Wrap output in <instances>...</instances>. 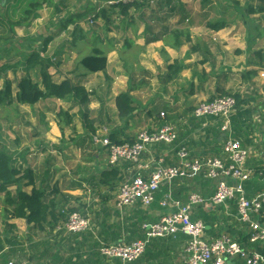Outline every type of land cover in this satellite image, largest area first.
I'll use <instances>...</instances> for the list:
<instances>
[{
	"label": "crops",
	"instance_id": "0c3cea01",
	"mask_svg": "<svg viewBox=\"0 0 264 264\" xmlns=\"http://www.w3.org/2000/svg\"><path fill=\"white\" fill-rule=\"evenodd\" d=\"M107 1L109 0H94L96 3L94 7L105 9V7H101ZM158 2L159 0H157V4ZM211 2V13L218 12L219 15L229 20L238 19L239 24L249 22L246 20L251 19L250 25L248 26H228L219 31L211 29V51L209 48H205L204 44H202V47L200 42L199 44H194L197 39L195 38L194 30H190L191 27H188L191 26L190 22L188 25L185 22L181 23L182 17L177 21V17L174 16L176 10L173 11L172 9L174 7L177 9L180 4L176 0H172L171 3L170 0L160 1L164 9L171 8V14L162 12L164 17H161L162 15L160 17L162 19L175 20L173 24L163 23V28H161L163 30L160 29V34L147 28L144 21H141L135 15L133 16L130 12L128 17H122L117 13L118 17H115V21L122 22L125 25L119 29L121 34L119 36H122V42H119L117 46L113 45L109 49L108 56L117 66L123 67L125 66L123 52L125 51L124 49L127 43V50L134 46V51L141 50L138 58L135 60L131 58L130 62L127 60L131 67L132 65L135 67H144L141 71L143 72L140 76L141 79L137 80L133 76L134 74H126L127 77H124L123 81L113 82V85L109 89V94L106 97L105 95L100 96V101H93V104H97V106L89 103V105L81 107L76 103L71 104L72 102H62L53 99L41 102L42 105H44L43 103L45 105L51 103L55 107V109L49 111L47 109L44 112L43 109L41 110L42 120H49L48 125L45 123L40 124L39 122L38 128L36 124H28V126H34L37 131L33 134V147L37 148V150L42 149L41 152L43 155L46 153L50 155H46L45 157L41 155L44 162L40 166L34 167V163L31 164L30 162L35 158H32L31 155L37 157L39 154L31 152L32 146H26L23 149L20 140L17 142L16 152L10 153L16 158L19 165L33 172L34 183L28 186L27 180H25L22 183L23 192L31 193L34 188L38 191L43 190L45 192V202H53L57 206L58 211L60 210L61 215H65L63 211H69L71 209H74V212H79L83 217L88 218L93 223L92 228H95L94 234L97 241L99 243L105 241L109 245L121 243L133 244L145 240L146 234L143 229L145 224L158 223L163 216L169 212L176 211L177 207L174 205V202L186 204L193 193L206 198L212 197L217 191V183L204 178L202 175H196L164 184L157 193L155 202L150 207L145 208L141 204H138L133 207L120 209L117 205L120 188L127 178L129 176L133 177L137 171L132 169L131 165L125 163L117 167H110L107 163V152L91 142L93 135L91 132L84 133L82 130L80 131V127L78 128L79 132L77 131V135H74L71 140H68L69 142L62 140L59 142L58 139L62 133L59 122H57V119L56 121H52L50 118H45L46 116H52L53 113L57 115L61 106L64 109V103L70 104L73 105V109L64 110L69 111L71 115H78L81 111L88 114L89 117L92 115L93 120H87V122L89 121V126L93 124L97 128L98 125L110 120V130L107 128L109 133L113 132L120 140L134 142L139 132L144 130H137L136 119L138 112L130 120L128 127L124 126L122 121L117 117L115 105H112L114 104V98L120 93L126 92V89L130 86L131 77L134 86L137 83H150V78L159 74L158 68L163 63L165 65L163 69H166L163 70L160 67L161 73L156 79L158 83V80H162L166 76L168 66L176 61H179L184 66V69L178 77L169 82L166 93L158 92L155 99L149 98L148 104L152 108L148 112H153L156 107L153 101L158 103L162 99L172 100V102H181L183 100L186 102V109H188L183 114L186 115L187 120L185 119V123L181 124L180 127L175 126L178 132V141L176 144L172 146H154L150 153L146 152L143 154L142 161L146 163L151 155L155 157L162 156L166 160V166L177 165L178 158L176 154L177 150L181 147H187L192 158H219L227 161L224 151L227 143L230 141H238L244 149L249 151L250 155L247 162L249 169L255 170L264 166V4L260 0H220V2L218 0H211ZM1 3L4 7L3 9H5V14H0V30L2 29V33L5 32L4 36L14 35L20 39L19 42L27 46L28 52L31 48L34 49V46H30L34 44L33 38H31V27L27 26L28 29L25 28L26 31L23 33V36H21V26H15L14 31H11L12 24L22 18L23 3H20L22 6L19 5L17 0H1ZM115 6L109 10L111 12L119 11ZM146 6H148L147 3ZM11 10H14V13L21 12L17 20L9 17ZM46 10H48L47 7ZM184 15L188 16L190 13L187 11ZM3 17H6V26L2 28ZM40 18L39 15L38 19ZM255 18L258 19L256 25H254L253 21ZM111 29L118 28L112 26ZM111 32L116 37L119 34L116 31ZM188 34L191 37L190 42L187 41ZM176 36H178L180 44H182L179 48H175ZM8 41L11 42V40ZM187 44L193 46L188 48ZM49 45L48 47H51ZM12 47H14L13 44L8 51L14 50ZM43 47L38 48L37 46L36 48L43 49ZM48 47L45 52L41 51L39 54V57L43 60H47L45 55L49 53ZM157 47L160 48V62L157 63V69L154 70L148 67L150 60H147L146 54L151 52L150 49ZM201 48H203L205 56L208 55L209 60L206 63L201 60L203 62L199 64L197 61L194 62V59L195 55L197 56L199 54ZM8 51L5 55L0 54L1 62L5 61L6 58L11 59L12 54ZM210 52L211 59L209 57ZM155 54V57H157L159 53ZM21 55L28 57L26 53H21ZM27 62H24V65H22L21 60L18 64L11 65L6 60L4 63L11 67L8 72V78L13 82L19 81L26 74ZM51 65L49 71L55 83L72 79L65 78L66 74L63 72L62 65L56 64L55 67H53L52 63ZM201 65L207 66L208 69L200 70ZM80 68L82 70L81 72L85 71L82 67ZM156 71L158 72L156 73ZM20 73H22L20 77L17 76V79L14 80L11 79V75H20ZM232 74H241L244 79L249 81L250 88L247 90L245 88L240 94V99H249V102L241 104V100L239 99L237 111L231 118L230 129L223 131L224 121L222 119L214 117L198 119L193 116V110L200 102L207 101L200 98L204 91H209V96L211 93L210 100L215 99L213 93L218 90L221 91L223 86L221 84L227 82L229 76H232ZM30 75L36 82H40L41 77L38 68L31 71ZM189 75H191L190 78L188 77ZM178 82L182 84L188 83L192 91L187 93L185 89H182V84H179L177 90L170 92L171 86L178 84ZM209 85H211V89ZM14 87H16V83ZM193 87H195V92H193ZM87 89L89 91L88 87ZM178 93H184L185 95L182 94L181 97H177ZM236 94L238 95L239 93ZM222 96L228 95L223 93ZM91 97L94 99L95 96L92 94ZM39 104L35 105V108L32 110L36 115L39 113L36 110V107H40L38 106ZM167 104L165 106L168 108ZM56 105H58L57 109ZM25 107L29 109L33 108L29 106ZM162 113L167 114L165 111ZM93 114H95L94 117ZM96 116H98V120L99 117L102 118L101 123L97 121L98 125L95 122ZM77 117L79 118V116ZM117 120L119 121L117 122ZM180 121H182V118ZM174 122L176 125L177 122ZM168 124L174 125L168 120L163 121L159 127ZM46 126L51 127V133L53 134L49 138L41 131V127L46 128ZM83 127L85 128L86 126L83 125ZM149 127L151 128L150 130L159 128L158 125L154 124ZM101 128L96 129V132L100 131ZM147 129L149 128L145 130ZM53 141H58V143ZM48 144L53 147L51 151L47 148ZM113 168L118 170V174L111 182L109 181L108 185L109 179L104 183L102 181V174L106 170ZM152 171L153 169L150 170V172ZM244 187L246 196L249 199H254L264 193V181L258 178H253ZM13 190L15 194L17 188ZM169 194L174 202L164 207L162 202ZM6 208L5 204H0V222H4L6 228L5 237H0L1 242L4 243V251L0 254V264H8L11 261L28 264H83L91 260L94 255L96 259H99L94 264H120V260L118 259L104 257L100 253L99 248L95 246L96 241L94 238L87 235L88 232L83 234L69 233L65 229L66 216L55 229H40L34 224L28 225L25 219L13 218L10 214L6 213ZM192 219L203 221L205 225L204 240L207 242H213L221 237H227L241 245L247 252L257 251L263 254L261 251L264 249V243L253 244L249 241V226L238 220L237 203L235 201L218 206L207 205L206 207H196L193 211ZM255 219L264 226V209L261 215L258 214L255 216ZM50 221L52 219L48 218L45 222ZM17 226L19 227V232L13 235L14 229L17 230ZM187 241L188 238L184 235H179L176 238L152 239L147 245L144 256L137 262L131 264H184V251ZM229 264L245 263L239 258H233L229 260Z\"/></svg>",
	"mask_w": 264,
	"mask_h": 264
},
{
	"label": "rangeland",
	"instance_id": "374dc122",
	"mask_svg": "<svg viewBox=\"0 0 264 264\" xmlns=\"http://www.w3.org/2000/svg\"><path fill=\"white\" fill-rule=\"evenodd\" d=\"M152 1H154L153 4L151 3ZM160 1L161 0H159L157 4V0H143V3L146 2L148 6L144 7L141 10L139 8H136L130 11V13L133 14V16L135 15L139 17L141 21H144L145 26L147 28H150L152 31L156 32L157 34H160L161 32L160 29L163 28V23L173 24V22L175 21L173 19L167 20V19L161 18V17H164V15H162V12L171 14V8L168 7L164 9V7L161 6ZM179 2L182 6H185V10L190 13V15L192 16V19L194 20V25L188 26V27H191L190 30H194L195 38L197 39V41L194 44L196 45V44H199L200 42L201 46L202 44H204L205 48H209L210 51H211V29L206 28V22L208 20L214 23L218 22V24H223L224 22H226L224 23L225 27H228V26L233 27L235 25L237 26L250 25L251 19L246 20L249 22H243L242 24H239L238 19L229 20L228 18H225L222 15H219L218 12L211 13V4L205 5L204 0H180ZM218 2H220V0H218ZM143 3H140V4H143ZM71 4L72 5H71L70 11L67 14H64L61 16L54 14L52 8L47 7L48 10H46V7H45L39 11V15L41 17L40 19H37L34 22L29 23V25H23L20 28L22 32L21 36H23L24 35L23 33L26 31V29H28V27H31L30 28L31 38H33L34 44L33 45L31 44L30 46L31 47L34 46L35 48L34 49L31 48L29 52H28L27 46L19 42L20 39H18L14 35L12 36L10 35L7 37L4 36L5 32L2 33V29H1L0 30V54L2 53L5 55L6 52L11 49L12 44L14 46L12 47V49L14 50L8 51L10 54H12L11 59L9 60L6 58L5 61L3 62L0 61V65L5 64L4 62H6V60L9 61L11 65L18 64V62L22 60L21 64L24 65V62L29 61V58L32 54L34 53L36 55L40 54L42 49H37L36 47L38 46V48H42L44 46L45 40H48L49 38H51L49 42L50 43L49 46L51 47H48L49 53L46 54L45 57L47 58V60H50V62L53 64V67H55L56 64L62 65L63 72L66 74L65 78H72L71 81L73 84L81 85L85 87L86 89L88 87L89 88L88 92L92 93L95 96L94 99L93 97L90 98L91 100L90 103L92 104H93V101H97V100L100 101L101 100L99 99L100 96L105 95L106 97V95L109 94V89L113 85V82L123 81L124 77H127L126 74L128 73L134 74L133 76L137 80H140L141 79L140 76L143 73L141 71L143 70L144 67H141V66L135 67L134 65H132L131 67L128 64V61L130 62L131 58H134V60L138 58L141 50L134 51L133 50V48L135 47L134 46L133 48H131L132 50L129 49L127 51H124L123 56L125 59V62H124L125 66L123 67L117 66L113 61H111V59L108 56L109 49H111L113 45L117 46L119 42H122V39H121L122 36H119L121 35L119 29L124 27L125 25H123L122 22L115 21V17H118V14L120 15V12L119 11L111 12L109 10L111 9V6H108L107 4H103L101 8L105 7V9L109 12L108 15L110 17L111 24L105 23L103 19L93 20V19L87 18L83 22H78L77 29L75 26H70L65 29L67 21L66 22L64 21L70 17L71 13L80 14V13L86 12L88 7L91 8L92 6L96 5L94 0H71ZM3 8L4 7L2 6V3H0V14L1 15L5 14V11H4L5 9ZM20 14L21 12L14 13V10H11L9 12V17L15 18V20H17ZM206 14H208L209 17L207 19H204V15ZM174 16L177 17V21H178L182 16H184V14L182 13L181 10L176 9V13ZM2 20H3L2 21V28H3L6 26V17H3ZM90 20H93V22L91 23ZM257 20L258 19L256 18L253 20L254 25L258 23L256 22ZM20 21H21V18L16 23ZM185 24L188 25L189 21H186ZM112 26L118 29H111ZM172 26H175V25H172ZM111 31L118 32L119 33L118 36L116 37L115 34L112 33ZM3 39H6V40H3ZM8 40H11L12 43L9 42ZM187 46L188 48H191L193 45L187 44ZM97 47L104 50L107 56V59H108L107 72L106 74H102V73L91 74V73H88L87 71H83L85 73L84 74L83 72H81L82 70L80 68L81 61L83 60L84 57L91 55L94 48H97ZM150 51H151L150 53L148 52L146 54L147 60H150L149 61L150 65L148 67H151V69L156 70L158 66L157 63L160 62L159 61L160 54H161L159 52L160 48L157 47L155 49H150ZM199 51H200L199 54L197 56L195 55L194 62L197 61L200 64V62L202 63L204 61V63H206L209 60L208 55L205 56V54L203 53L204 51L203 48H201ZM21 53H26L28 57L21 55ZM155 53H159L157 57H155L156 55ZM209 57L211 59V52H210ZM160 67L163 69L165 65H163L162 63V66L161 65L159 66L158 68L159 74L161 73ZM78 69L79 71L76 72V70ZM165 69L166 68H164L163 70ZM199 69L207 70L208 67L201 65ZM73 71L76 73H74ZM157 72L158 71H156V73ZM159 74L155 75L153 78H150V81H151L150 83H137L136 84L137 91H135L133 94L137 102H139L140 104L138 114H137V119H136L137 126H138L137 130L139 129L145 130L146 128H149L147 130H150L151 128L149 126H151L152 124L158 125L159 127L163 121H168V120L174 125H175L174 121H176L177 123L175 126L180 127L181 124L185 123V119L187 120L186 115H183V114L188 109H186V102L183 100L181 102H172V100L162 99L158 103L153 101L156 107L153 112H150V113L148 112L152 108L151 105L148 104L149 98L155 99L158 95V92L166 93L168 90L167 88L169 85H165L164 83H162L161 80H158V83H157L156 79L158 78ZM21 75L22 73H20V75H11V79L13 80L17 79V76L20 77ZM68 75H71V76H68ZM190 76L191 75H189L188 77L190 78ZM179 84H182V83L178 82V84L172 85L170 92L177 90L179 87ZM221 85H223L222 90L221 91L218 90L215 93H213L214 98L220 95L222 96L223 93H226L227 95H232L234 97L237 96L236 93H239L238 95L241 96L240 94L242 90H244L245 88L246 90L250 88L249 81L244 79L241 76V74H238V75L232 74V76H229L228 81L222 83ZM182 86H183L182 89H185L187 93L192 91L188 83H184L182 84ZM2 87H3V84H0V88ZM209 88L211 89V85H209ZM128 89H129V86L126 89V91ZM16 92H17V89H14V94H16ZM193 92H195V87H193ZM208 92L209 91L207 90L204 91L203 94L200 96V98L202 100L204 99V100L210 101L211 98L209 97L211 96V93L209 96ZM246 93H250V92H246ZM182 94L178 93L177 97H181ZM240 100H241V104H243L244 102H249L248 101L249 99L244 100L241 98ZM41 102H44V101H41ZM41 102L40 104L38 103L39 104L38 106L40 107L38 108L36 107V110L39 111L37 115L36 113L32 112V110L35 107L29 109L28 107L21 106L20 111H19V108L15 110V109H4L0 107V145H4L5 148L9 151V153L16 152L15 148L17 147L18 140L21 141L23 149L26 148V146H32V147L34 146L32 139L34 137L33 134H35V132L37 131L35 130L34 126L30 127L28 126V124L29 125L36 124L37 128L39 126V122L40 124L45 123L46 125H48L49 120L48 121H45V119L44 121L42 120L41 110L43 109V112L46 109L49 111V110L55 109V107L51 103H48L46 105L45 103H43L44 105H42ZM71 104H73V102ZM166 104L168 108L165 106ZM109 105H111V103H109ZM112 105H115V104H112ZM93 106H97V104H93ZM57 108H58V105H56V109ZM63 108L67 110H71L73 109V105H70V104L68 105L64 103ZM163 111H165L167 114L162 113ZM77 116H79V118ZM94 116L95 114H93V117ZM45 118H50L52 121H56L57 119V122H59L57 115H55L54 113L52 116H48V117L46 116ZM88 118L91 121L93 120L92 115L90 117L88 115ZM181 118H182V121H180ZM95 119H96L95 120L96 124H97V121L101 123V121L98 120V116H96ZM118 121L119 120H117V122ZM88 123L89 121L88 122L86 121L84 124L82 115L80 113L78 115L76 114L74 117V123L71 127L65 126L64 131H61L60 129L62 133H61V137L58 139L59 142L61 140L65 142H69L68 140H71L74 135H77V133L79 132L78 130L79 127H80L79 128L80 131L82 130L84 133L90 132L88 128L86 129L83 127V125L86 126V124ZM110 125H111V121L103 122L101 125H98L96 129H98L99 127H102L100 130H102L103 128H108L110 130ZM41 131L44 132V134L48 138L51 137V135H53L51 133V127L49 128V126L48 127L46 126V128L41 127ZM53 142L58 143V141H53ZM47 148L51 151L53 147H51L48 144ZM41 150L42 149L37 150V148L33 147L31 149V152L34 154H39L41 156L43 155ZM39 155L37 157H35L34 155H31L32 158H35L34 160L30 162L31 164L34 163L33 164L34 167H38L42 164V162H44L42 159V156L40 157ZM46 155H50V154L46 153L43 155V157H45ZM102 158H104V156H102ZM2 198L3 196L0 195V204H4L2 202ZM91 224L93 226L92 222ZM18 232H19V227L17 226V230L14 229L13 235H16ZM5 235H6L5 223L0 222V237L4 238Z\"/></svg>",
	"mask_w": 264,
	"mask_h": 264
},
{
	"label": "built area",
	"instance_id": "2783aa9c",
	"mask_svg": "<svg viewBox=\"0 0 264 264\" xmlns=\"http://www.w3.org/2000/svg\"><path fill=\"white\" fill-rule=\"evenodd\" d=\"M142 1L109 0L106 4L108 6L129 5L142 3ZM151 3L153 4L154 1ZM90 22L92 23L93 20ZM237 107L238 102L234 96L217 97L211 101L200 102L193 110V116L198 119L209 117L222 119L224 121L222 130L228 131ZM108 135V129L103 128L92 135L91 142L107 152L110 167L125 163L137 171L133 177L129 176L120 188L117 199L120 209L138 204L145 208L150 207L164 184L196 175L215 181L217 191L210 198L193 193L186 204L174 202L169 194L162 202L163 206L166 207L174 202L176 211L169 212L158 223L145 224L143 229L146 239L143 241L116 245L101 243L99 251L104 257L131 264L144 256L147 245L152 239L176 238L184 235L188 238L184 251V264H229V260L233 258H239L245 264H264V254L257 251L247 252L230 238L221 237L213 242L205 241L203 221L192 219L196 207L218 206L235 201L238 220L249 226V241L253 244L264 243V226L255 219V216L261 215L264 209V193L249 199L244 187L253 178L264 181V166L255 170L249 169L247 167L249 151L244 149L238 141L227 143L224 150L227 161L219 158H192L188 148L181 147L176 154L177 165L166 166V160L162 156L151 155L146 163L142 161V156L146 152L150 153L154 146L176 144L178 132L175 125L168 124L155 130H142L133 143L114 144ZM152 169L153 171L150 172ZM63 213L66 216L65 229L69 233L83 234L92 231L90 220L79 212L63 211ZM8 264L28 263L11 261Z\"/></svg>",
	"mask_w": 264,
	"mask_h": 264
},
{
	"label": "trees",
	"instance_id": "16d2710c",
	"mask_svg": "<svg viewBox=\"0 0 264 264\" xmlns=\"http://www.w3.org/2000/svg\"><path fill=\"white\" fill-rule=\"evenodd\" d=\"M20 3H23L24 7L22 8V18L21 21L12 24L11 31H14L15 26H23L29 25L33 20L39 18V11L44 7H50L53 9V13L61 16L67 14L71 9V0H17ZM178 2L180 0H177ZM205 5H209L212 2L210 0H204ZM264 4V0H260ZM172 0H170V3ZM1 3V0H0ZM22 6V5H20ZM19 6V7H20ZM113 6H111L112 8ZM146 7V3H134L129 5H116L115 8L119 10L120 15L122 17H128L129 12L132 9H142ZM92 6L88 7L86 12L80 14L71 13L70 17L65 20L67 21L65 29L70 26H75L78 28V22H83L87 18L93 20L103 19L107 24L110 23V17L108 15V11L106 9H100ZM173 11L176 10V7L172 8ZM182 11L183 14L187 13L185 10V6L181 4L177 8ZM208 14L204 15V19H207ZM186 21L190 22V25H194V20L191 15H184L181 18V23ZM226 23V22H224ZM218 24L212 21L206 22V28L212 29L214 31H219L223 29L225 24ZM176 43L175 48L181 47L180 40L178 36L175 37ZM51 38L45 40L44 47L42 49L43 52L46 51ZM187 41H191V37L187 35ZM128 43L126 44L125 51L127 50ZM51 63L48 60H43L37 54H32L29 58V61L26 65V74L19 79L17 82H13L8 78V72L11 67L8 64L0 66V84H3V87L0 88V107L4 109H17L20 106H30L34 107L41 101L46 100H56L62 102H73L83 107L89 105L91 102L90 98L92 94L87 91V89L81 85H75L71 80L67 79L61 83H55L53 81V77L50 74ZM81 67L91 74H106L108 67V59L104 52V50L99 47L94 48L91 55H88L83 58L81 61ZM40 72L41 80L40 82H36L30 75V72L37 69ZM184 66L176 61L173 64L168 66L167 74L162 78V83L168 85L170 81H173L176 77L180 75ZM16 83V87H14ZM14 89H17L16 94H14ZM137 90V87L133 85L132 77L130 78V86L126 92L120 93L115 99L114 104L117 111V117L120 121H122L124 126L129 125L130 120L134 117V115L139 110V103L136 101L133 93ZM224 97V96H219ZM238 105L240 96H235ZM214 100V99H213ZM211 101V100H210ZM82 118L85 122L89 119L88 114L85 112H80ZM75 115H71L69 111H65L64 109H60L57 114V118L59 120V125L61 127V131H64L65 126L71 127L74 123ZM101 121L102 118L99 117ZM110 120H108L109 122ZM171 125V124H169ZM86 129L88 128L90 132L94 135L97 130L92 124H86ZM118 134V133H117ZM109 138L114 144H124V143H133V141H123L116 137L113 132L109 133ZM129 141V142H128ZM46 150V149H44ZM118 174V170L116 168L106 170L102 174V181L106 183L113 178H115ZM27 180V185H33L34 183V175L33 172L24 168L22 165L17 163L16 158L9 153V151L5 148V146L0 145V195L3 196L2 202L6 205V213L10 214L13 218L16 219H25L28 225L34 224L40 229L49 228L50 230L55 229L64 219L65 215H61L60 210L58 211L57 206L53 203L45 202V192L43 190H36L35 188L31 193H25L22 191L23 182ZM178 180V179H177ZM17 188L15 194L14 190ZM74 209L69 210L70 213L74 212ZM48 218H51L52 221H47ZM95 228L93 231L86 232L87 235L92 236L96 241L95 246L99 249L101 247V243H99L94 234ZM102 239V238H101ZM11 243V242H10ZM102 243H106L102 241ZM97 249V248H96ZM95 249V250H96ZM94 250V251H95ZM4 251V243L0 240V254ZM264 254V249L261 251ZM99 259L94 257L91 260L83 264H94ZM120 264L121 261H120Z\"/></svg>",
	"mask_w": 264,
	"mask_h": 264
}]
</instances>
